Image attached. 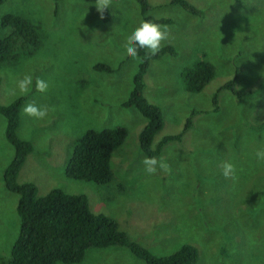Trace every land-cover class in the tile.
Segmentation results:
<instances>
[{
    "label": "rangeland",
    "instance_id": "rangeland-1",
    "mask_svg": "<svg viewBox=\"0 0 264 264\" xmlns=\"http://www.w3.org/2000/svg\"><path fill=\"white\" fill-rule=\"evenodd\" d=\"M192 14L171 0H147L148 14L168 18L174 53L149 61L143 75V96L161 110L164 135L182 132L192 110L191 127L180 140L167 142L157 159L169 165L148 174L137 135L143 117L122 105L131 88L137 59L126 55V37L143 21L136 0H112L109 18H100L95 0H3L0 18L27 19L39 44L18 50L16 59L0 62V103L21 94L17 82L33 78L24 95L16 133L31 143L17 174L32 182L41 196L52 188L86 196L89 209L114 218L118 228L160 256L188 243L196 247L195 264H264V163L255 158L264 149V0H186ZM104 17V16H103ZM10 27L1 28L0 37ZM204 58L215 68L199 92L183 89L179 72ZM103 63L110 71L98 70ZM237 73L236 98L227 90L210 102L216 88ZM48 84L35 91L36 79ZM47 108L43 119L23 114L29 104ZM121 126L123 143L110 158L107 184L78 181L63 174L75 140L86 130ZM0 116V263L16 236L17 195L4 189L1 172L12 156ZM235 166L225 178L221 165ZM56 264H64L57 262ZM75 264H145L122 246L88 249Z\"/></svg>",
    "mask_w": 264,
    "mask_h": 264
},
{
    "label": "trees",
    "instance_id": "trees-1",
    "mask_svg": "<svg viewBox=\"0 0 264 264\" xmlns=\"http://www.w3.org/2000/svg\"><path fill=\"white\" fill-rule=\"evenodd\" d=\"M136 1L143 21L161 25L170 21L168 18L148 14L147 0ZM171 2L179 4L192 14L199 12L186 0ZM103 16L109 18L107 10ZM0 26L10 27L9 33L0 37V62L14 60L19 49H27L29 53L32 47L39 44V34L35 26L23 17L4 14L0 18ZM146 53L147 49L138 50L131 88L122 105L135 109L144 119L137 135L139 153L145 157L157 158L167 142L180 140L182 133L191 127L190 117L198 111L190 112L182 132L164 135L152 145L154 135L162 126L161 110L143 96V75L152 58L157 59L164 53L172 54L174 51L171 45L165 44L155 56ZM93 67L98 70H111L103 63H95ZM214 72V66L200 58L182 68L179 78L185 91L199 92L213 78ZM236 77L237 73L216 88L210 100L211 111L218 110L217 95L220 90H227L236 98L242 97L243 93L235 86ZM24 102L25 96L20 95L6 104L0 103V116L4 118V139L12 147V156L2 169L1 181L5 190L17 195L15 213L18 220L17 233L8 250V257L0 264H75L83 259L88 249L109 246L125 247L145 264H195L197 249L191 244L184 243L171 253L155 256L120 230L114 218L92 212L85 195L70 194L59 188H52L38 196L32 182H18V171L26 155L32 150L31 143L16 133L20 108ZM125 136L126 130L121 126L86 129L75 140L63 174L72 180L109 183L112 179L111 155L123 143Z\"/></svg>",
    "mask_w": 264,
    "mask_h": 264
},
{
    "label": "clouds",
    "instance_id": "clouds-1",
    "mask_svg": "<svg viewBox=\"0 0 264 264\" xmlns=\"http://www.w3.org/2000/svg\"><path fill=\"white\" fill-rule=\"evenodd\" d=\"M112 0H95L94 6L96 11L103 18L105 10L109 9ZM169 32L167 25H161L150 21H142L130 35L126 37L124 48L126 55L133 59L138 58V50L147 49L146 55L155 56L163 47V42L168 40ZM35 91L44 93L48 90V84L37 78L35 81ZM17 88L21 95L29 94L33 89V78L30 74H26L17 82ZM23 114L35 118L43 119L47 113V108L37 107L35 104L29 103L23 108ZM255 158L258 163H264V149L257 150ZM145 166V171L148 174H155L157 167L161 170L168 171L169 165L163 158L157 159L156 157H145L142 161ZM235 166L229 162H224L221 165V174L227 178L235 177Z\"/></svg>",
    "mask_w": 264,
    "mask_h": 264
}]
</instances>
